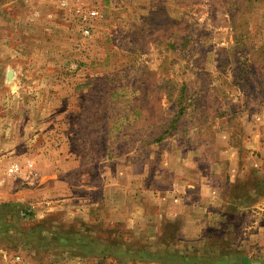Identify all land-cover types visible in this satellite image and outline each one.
Returning <instances> with one entry per match:
<instances>
[{"label": "rangeland", "instance_id": "rangeland-1", "mask_svg": "<svg viewBox=\"0 0 264 264\" xmlns=\"http://www.w3.org/2000/svg\"><path fill=\"white\" fill-rule=\"evenodd\" d=\"M89 11L97 14L84 35L80 16ZM9 70L18 77L15 83L4 78ZM0 119H5L0 125V188H5L0 245L8 249L40 241L21 231L56 201L93 199L98 193L102 200L98 189L113 176L118 185L169 181L172 174L161 166V155H173L176 146L201 153L203 174L210 173L215 156L235 157L244 172L250 171L244 144L254 134L264 143V0H0ZM14 123L20 137L30 135L25 128L46 123L54 153L70 157L58 161L55 154L52 161H40L41 174L34 162L39 177L32 185L34 171L25 150L33 156L43 138L34 136L35 142L21 149L3 148V139L16 137ZM222 131L229 132L228 142L217 135ZM57 140L65 142L61 151ZM225 142L230 151L224 150ZM13 162L21 172L8 177L5 169ZM257 183L248 178L245 188ZM229 224L237 235L239 227ZM117 229L109 249L114 255L96 247L76 261L181 264L177 255L185 250L171 243L168 233L162 241L144 243L124 226ZM220 233L224 239L198 244L210 254L186 263L236 261L231 250L236 240H227L226 226L215 236ZM254 247L264 264V241L259 251ZM131 248L145 252L133 254Z\"/></svg>", "mask_w": 264, "mask_h": 264}, {"label": "crops", "instance_id": "crops-1", "mask_svg": "<svg viewBox=\"0 0 264 264\" xmlns=\"http://www.w3.org/2000/svg\"><path fill=\"white\" fill-rule=\"evenodd\" d=\"M10 71L4 78L15 83L18 77H12L13 71L11 74ZM4 120L0 119V125L4 124L1 123ZM12 120L9 117L8 125H11ZM16 125L14 123L12 132L16 137L9 141L3 139L1 142L3 148L17 146L21 149L23 145L31 146L36 140L34 136L43 138L41 147L34 150L33 156L29 154V148L25 150L32 163L29 171H34L32 185L37 182L39 172L41 174L43 171L40 161H52L55 154L59 157L58 161H65L66 157H70L54 153V148L51 147L53 141L48 142L52 130H49L46 123L34 129L25 128V132L31 131L30 135L22 133L23 137L17 135ZM217 135L226 137L228 142L229 132L222 131ZM188 141L190 146L193 145L192 139ZM56 142L58 147L56 151H61L65 142L63 144L62 140ZM226 142L224 150L230 151L232 148L227 147L229 144ZM263 145L260 134L252 135L244 144V148L250 154L245 161L253 163L250 171L244 172L235 157L215 156L210 160L209 174L207 172L203 174L199 169L198 158L200 159L201 153L200 155L194 153L189 146H176L173 155L167 153L161 155V166L172 174L169 181L154 186L147 183L146 179H142L141 185L136 184L135 180L130 181L128 185H118L116 177L113 176L108 185L98 189L101 190L102 200L98 193L93 199L80 198L77 201H69L67 198L56 201L42 218L38 217L40 219L34 226L27 231L24 229L18 231V233L21 231L28 240L33 236L41 240H29L25 247L23 243H15L11 249L4 244L0 245V264H34L33 262L79 264L76 260L86 257V254L96 247H103L109 255H114V251H110V241L115 242L118 225L124 226L129 234L135 235L133 236L135 240L144 243L162 241L163 235L168 233L169 241L176 246H183L185 250L177 255L182 259L181 264H191L186 261L189 259L192 261L193 258H197L196 261L199 263L205 254H210L198 249V244L213 241L214 237L217 240L224 239L226 234L220 233L219 236L215 234L218 227L226 226L231 232L230 239L227 240H236V248L231 249L236 254V261L233 260L231 264H261L254 246L258 247L259 251L264 241V182L259 180L264 178ZM34 162L39 163H36L39 172L35 169ZM57 176L54 174V177ZM2 177L0 172V178ZM248 178L260 183L253 188H245ZM4 190L5 188H0V203L5 199L2 196ZM229 210L234 211L231 216L225 214V211ZM245 217L247 220H244ZM230 222L239 227L237 235L234 234L235 229L231 231ZM85 227L88 228L86 233L83 231ZM14 232L13 236L16 234V231ZM95 232L109 234L113 239L107 241L95 238ZM131 251L133 254L140 251L141 255L145 252L144 249L132 248ZM16 255L20 256L19 263L11 260V257ZM147 256L148 254L146 258Z\"/></svg>", "mask_w": 264, "mask_h": 264}, {"label": "built area", "instance_id": "built-area-1", "mask_svg": "<svg viewBox=\"0 0 264 264\" xmlns=\"http://www.w3.org/2000/svg\"><path fill=\"white\" fill-rule=\"evenodd\" d=\"M96 12L95 11H89L85 14H82L80 16V19L82 21V23L84 24V27L82 29V32L84 35H88L89 34V26H87V23L96 16ZM30 166V165H29ZM19 172H21V166L18 163H11L6 169H5V175L8 177H13L16 176ZM6 258V257H5ZM6 260V259H5ZM11 260H13L14 262H20V258L19 256H14L11 257ZM6 263V261H4Z\"/></svg>", "mask_w": 264, "mask_h": 264}, {"label": "trees", "instance_id": "trees-1", "mask_svg": "<svg viewBox=\"0 0 264 264\" xmlns=\"http://www.w3.org/2000/svg\"><path fill=\"white\" fill-rule=\"evenodd\" d=\"M0 234H1V232H0Z\"/></svg>", "mask_w": 264, "mask_h": 264}]
</instances>
